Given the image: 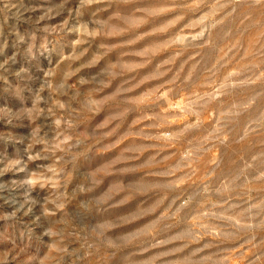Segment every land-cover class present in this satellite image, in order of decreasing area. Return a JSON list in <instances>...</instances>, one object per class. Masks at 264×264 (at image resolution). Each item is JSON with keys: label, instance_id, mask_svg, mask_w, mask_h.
<instances>
[{"label": "clouds", "instance_id": "obj_1", "mask_svg": "<svg viewBox=\"0 0 264 264\" xmlns=\"http://www.w3.org/2000/svg\"><path fill=\"white\" fill-rule=\"evenodd\" d=\"M0 264H264V0H0Z\"/></svg>", "mask_w": 264, "mask_h": 264}]
</instances>
